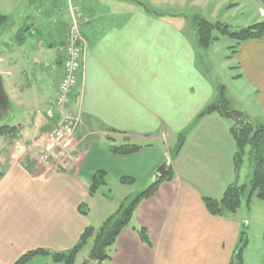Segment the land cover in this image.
Instances as JSON below:
<instances>
[{"label": "crops", "instance_id": "obj_1", "mask_svg": "<svg viewBox=\"0 0 264 264\" xmlns=\"http://www.w3.org/2000/svg\"><path fill=\"white\" fill-rule=\"evenodd\" d=\"M169 1L180 11L153 13L136 0H72L89 17L81 24L88 50L84 80L70 106L81 111L83 122L65 166L39 165L26 146L42 142L59 119L54 102L72 18L68 0H14L9 9L0 10L12 17L0 33V73L7 99L0 121L17 128L12 135L0 134V264H13L38 248L72 249L87 227H100L116 210L117 202L104 198L102 216L93 217L99 207L94 206L97 194L89 192L93 175L103 170L114 188L143 190L156 168L170 158L173 140L183 131L184 143L170 158L174 175L158 191L169 203L187 192L184 204L191 201L192 188H200L194 191L203 210L197 216L201 233L191 238L195 246L201 244L194 264H229L239 242L237 231L234 235L232 229L228 245L224 238L215 242L208 237L206 229L215 221L229 230L235 218L228 216L232 213L212 216L202 203L204 197L221 198L239 180L236 142L230 133L234 122L219 113L199 116L223 87L232 107L253 123L264 124V36L241 42L220 66L210 58L209 48L199 46L190 18L200 15L239 29L264 21V0ZM220 40L217 37L211 47ZM212 63L216 72H223L217 78L212 77ZM18 143L25 149L16 147ZM125 144L141 148L129 154L110 150ZM122 177L135 182L123 183ZM129 197L116 200L121 204ZM82 203L89 207L87 213L80 211ZM151 213L154 243L148 246L141 240L137 222L129 224L114 243L111 259L102 264H159L165 251L174 248L176 235L165 232L163 216ZM25 264L53 263L50 256L38 254Z\"/></svg>", "mask_w": 264, "mask_h": 264}, {"label": "trees", "instance_id": "obj_2", "mask_svg": "<svg viewBox=\"0 0 264 264\" xmlns=\"http://www.w3.org/2000/svg\"><path fill=\"white\" fill-rule=\"evenodd\" d=\"M11 20L12 17L10 15L0 13V33L11 24ZM190 21L197 30L199 46L203 49L208 48L217 39L214 35L215 30L235 40V44L231 46L233 49L232 54L237 51L241 42L264 36V21L239 29H232L230 25L222 22L212 23L199 15L191 17ZM210 113H219L233 120L234 123L230 128V133L236 142V152L234 154L235 169L236 171L241 169L244 157L248 155L252 166V173L248 184H239L237 182L230 184L221 198L204 197L208 211L216 215L227 212L235 213L241 206L242 201L246 199L249 204L254 194L264 201V124L253 123L242 111L232 107L224 94L223 87L219 90L217 100L204 109L199 117ZM16 131V127L8 124L0 126V134L2 135H12ZM185 134L186 132L180 134L178 144L174 151H172L170 158L173 159L174 155L179 153L184 143ZM140 148L141 146L139 145L125 144L121 146L113 145L110 147V150L116 154H129L138 151ZM106 175L107 173L103 170H98L93 175L89 187L91 195L96 194L102 186L107 184ZM173 175L170 163L167 171L159 180L150 181L136 196L124 199L118 209L107 217L100 227H87L82 233L78 244L72 249L67 251H51L43 248L30 250L13 264H25L38 254L52 257L56 264H76L78 252L90 240L93 243L88 255L89 259L82 262V264H102L103 261L111 259L112 246L121 231L130 224L133 213L140 201L154 195L159 185L164 181L171 180ZM3 176L4 171H0V180ZM121 181L128 184L135 182L130 177H122ZM79 209L82 213H87L88 211L86 203H82ZM137 231L143 242L150 244L146 228L143 227ZM246 244V234L242 232L241 244L239 243L236 246L229 264H244L243 250Z\"/></svg>", "mask_w": 264, "mask_h": 264}, {"label": "rangeland", "instance_id": "obj_3", "mask_svg": "<svg viewBox=\"0 0 264 264\" xmlns=\"http://www.w3.org/2000/svg\"><path fill=\"white\" fill-rule=\"evenodd\" d=\"M37 1L40 2L41 0H37ZM102 1L104 3L111 4L117 0H102ZM136 1L139 3L141 2L143 5L144 4L147 5V7L152 10L150 12H153V13H156V11H158V12H165L168 15L173 11H180V9H181L180 6L179 7H172L170 5L169 0H167V1L161 0L159 2H156L154 0H136ZM13 2H14V0H0V10L7 9V8L9 9L10 4H13ZM127 2L128 1L125 2V5H127L126 4ZM128 3H130V2H128ZM130 4L134 5V3H132V2ZM68 7H70V11H72V9L74 8L80 14L79 24L81 27L80 29L82 31V25L81 24L83 22L86 23L88 21L89 17L85 14V11L83 10L82 6L74 4L72 2V0H68V4L66 7L67 11H68ZM183 11L187 12V11H185V9H183ZM2 14H4V13H2ZM72 23H73V18H71V24ZM70 26L68 27V30H69ZM214 35L221 40L219 43L214 45V47H211L213 43L210 44V46L208 47L210 49L209 54H210V58L215 59L216 62L219 61L218 64L221 66V62L224 60V58H227V55H228V57L232 55L233 49L231 46H233L235 44V40L232 39L228 35L221 34L220 31H218V30L214 31ZM82 36L85 37L83 31H82ZM5 38H7V35H5ZM86 40H87V38H86ZM65 42H66V40H65ZM87 43H88V40H87ZM62 47H64V46H62ZM225 52H227V53L225 54ZM205 58H206V55H205ZM212 65H213L212 71L215 72L214 76L212 75V77L217 78L220 74H223V72H220V73L216 72L214 63H212ZM210 78H211V76H210ZM80 85L78 86V89H79ZM4 123L5 122L0 121V126H1V124H4ZM183 132H185V131H183ZM180 134L178 135L177 139L175 138L173 140L174 144H173V149L171 151H174V149L176 148V145L178 144V141H179ZM43 142H45V141H43ZM43 142H39L36 145H29V146L27 145L26 146L27 152L29 151L28 153H30V154L36 153L37 145L42 144ZM20 144L21 143L16 144V147L20 148L23 146ZM23 147L25 149V146H23ZM176 156L177 155H174L173 159ZM33 157L37 158L38 156L34 155ZM37 160H38V164L41 165L42 164L41 161H39L38 158H37ZM66 160L64 161V163L66 162ZM42 165H44V164H42ZM251 173H252V166L250 163L249 156L246 155L244 157V161L242 164L239 180L234 181V182H237L239 184H244V183L248 184L250 179H251ZM114 187L115 186L112 183L107 184L105 186H102L99 189V191L96 193L97 197H96V203L94 206H99V207H97V209H96V207L94 208L95 210H94L93 217L99 213L102 216V212L105 209L102 205L103 200H106V199L107 200H113L114 199L115 201H113V202H117L116 208H115L117 210L118 207L120 206V204L116 200V198L124 196L128 193L131 194V197H134L142 191L141 190L142 188H140L139 190H136V191L128 190V189H127V191L126 190L122 191V190H119V189L114 188ZM199 189L200 188L198 186L192 188V192L191 193L188 192L189 196L193 195L191 198V201L187 202V203L184 202V204L182 203L183 202L182 197L186 196L187 192L185 194L182 193L181 199L177 200L176 203H169L168 197L163 196L162 193L157 190L154 195L150 196L149 198L141 200L140 203L138 204L136 210L134 211L133 217L130 221V225L133 226L134 223L137 222V224H139V226L137 225V230L141 229L143 227L146 228L148 235H149V238H150V244H147L148 246H151V244L154 243L153 238H152V234L154 236V233L156 230L155 225L152 223V219H150V217H149V216L152 217L151 212H153V214L155 213L157 218L163 216V221L165 222V224L163 223V226H165L168 223V226L165 228V232L168 231V233H169V231H173L174 234L176 235V238L174 240V248L171 251H169V253L167 252V250L165 251L164 257L159 262V264H194L193 256H195L198 253V251L200 250V246H201L200 243L198 244V246H195L197 241H195V243H194L191 240V238H195L197 235H199V233H201V226L199 225V223L197 221V216H198V214L202 213L201 211H203L202 209L199 211L200 203L202 202V200H201V198L198 199L196 197V195H194V191L199 192ZM131 197H129V198H131ZM104 198H106V199H104ZM99 200H100V202H99ZM203 201L204 202L202 203V206H203V208L207 209V207L205 205V200L203 199ZM138 207H139V210H138ZM86 208H87V210L89 208L87 206V204H86ZM137 211L141 212V213H139L140 217L138 216V214L135 217V214L137 213ZM207 211H208V209H207ZM210 214H212V213H210ZM226 214H230V213L227 212ZM212 216H213V214H212ZM228 216H230L231 218H235L234 227L230 226L229 230H222V223L221 222L210 221V222H208V227H207L208 229H206V230H208V237L213 238V240L215 242L218 241V238L221 240L224 238L225 241H227L228 245H230V235L232 234V229L234 228L233 234L235 235V233L237 231V238H238L237 241H239L238 244L239 243L241 244L242 232H245L246 238H247V244L243 250L244 264H264V201L259 199L256 196V194H254L252 196L251 202L249 204L247 203V200L244 199L242 201L241 206L238 208L237 212L235 214L232 213L231 215H228ZM142 220L145 222V224L147 223V225L143 224ZM137 233H138V231H137ZM138 235H139V233H138ZM92 243H93L92 240H90L86 245H84V247H82V249H80V252L78 253L77 258H76V264H82V262L89 259V258H87L88 257L87 254L91 250ZM113 246H112V249H113ZM210 248L213 251V247L210 246ZM160 256H161V253H160ZM50 258H51L52 263L56 264L55 261L53 260V258L52 257H50ZM197 258H198V261L200 263L201 258L200 257H197ZM57 264H59V263H57ZM114 264H119V263L114 262Z\"/></svg>", "mask_w": 264, "mask_h": 264}, {"label": "built area", "instance_id": "obj_4", "mask_svg": "<svg viewBox=\"0 0 264 264\" xmlns=\"http://www.w3.org/2000/svg\"><path fill=\"white\" fill-rule=\"evenodd\" d=\"M71 15L73 23L67 31L66 42L63 47V75L58 84L54 102L59 113V119L56 126L44 138L43 141L45 142L42 141V144L37 145L35 153L39 161L47 165H66L64 161L70 158L76 130L83 122L81 111L71 110L70 106L74 97L79 94L78 86L84 80V59L88 43L86 38L82 36L80 29V14L73 8Z\"/></svg>", "mask_w": 264, "mask_h": 264}, {"label": "water", "instance_id": "obj_5", "mask_svg": "<svg viewBox=\"0 0 264 264\" xmlns=\"http://www.w3.org/2000/svg\"><path fill=\"white\" fill-rule=\"evenodd\" d=\"M143 5V4H142ZM143 7H145L143 5ZM146 8V7H145ZM7 105V99H6V93H5V89H4V84H3V80H2V74L0 73V117H1V113L2 111L6 108ZM171 163L170 158H166L155 170L154 174H153V178L152 181H157L159 180L167 171L169 165Z\"/></svg>", "mask_w": 264, "mask_h": 264}]
</instances>
